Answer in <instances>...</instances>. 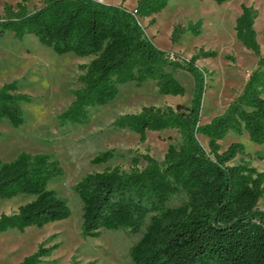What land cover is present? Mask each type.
<instances>
[{"label":"trees","instance_id":"16d2710c","mask_svg":"<svg viewBox=\"0 0 264 264\" xmlns=\"http://www.w3.org/2000/svg\"><path fill=\"white\" fill-rule=\"evenodd\" d=\"M169 1L137 0L134 11H129L122 4L94 0H42L29 11L26 0H20L15 6L4 5L0 34L10 31L16 40L31 34L57 54L93 56L81 66L84 72L77 77L80 86L73 90V100L56 116L61 126L86 123L92 108L114 99L128 82L140 85L153 80L158 93L180 96L185 88L174 73L184 71L193 78L189 106H143L112 121L113 129L133 132L140 142L149 131L170 129L178 132L180 141L169 143L161 160L140 154L131 158L128 170L106 167L81 177L74 191L82 204L83 237H98L103 230L140 232L128 250L131 264H264V208L258 207L264 196V171L243 161L231 163L244 153L240 142L220 150V141L229 132L245 133L253 143L264 144V55L254 29L257 11L253 5L241 4L234 22L236 39L257 57L256 68L223 112L201 123L204 80L211 72L195 61L216 52L200 47L190 58H181L158 49L137 19L160 12ZM153 22L151 18L148 23ZM201 25V19L174 25L171 42L187 32L198 35ZM30 101L16 80L2 84L0 120L21 125V103ZM197 135L207 138V149ZM113 157L112 151H101L91 163H107ZM140 159L145 162L142 168ZM62 174L59 162L45 153L20 152L13 160L0 162V199L33 197L16 211L0 215V234L68 218L66 200L47 188ZM179 194L184 199L170 206ZM56 247L41 243L17 264H42Z\"/></svg>","mask_w":264,"mask_h":264},{"label":"rangeland","instance_id":"374dc122","mask_svg":"<svg viewBox=\"0 0 264 264\" xmlns=\"http://www.w3.org/2000/svg\"><path fill=\"white\" fill-rule=\"evenodd\" d=\"M20 0H0V15L5 4L15 6ZM114 5L123 0H107ZM137 0H124L132 9ZM42 0H26L27 10L39 7ZM241 4L253 5L257 11L254 22L256 39L264 55V0H229L217 4L213 0H170L165 8L149 18L138 17V22L151 43L158 49L190 58L200 47L216 52L214 57L195 61L199 68L211 72L205 77V90L201 101L200 122L206 123L223 112L228 103L241 93L248 74L256 68L257 57L235 37L234 22L241 12ZM153 18L154 22L149 24ZM201 19V32L194 36L185 33L172 43L174 25L185 26ZM93 56H78L72 52L57 54L42 45L35 36L28 34L16 40L10 31L0 34V86L16 80L19 90L31 97L21 103L24 122L14 127L6 119L0 120V162L13 160L20 152L50 154L63 170L61 176L50 180L48 189L64 198L70 209L66 219L49 222L42 227L31 226L23 232L16 229L0 234V264H17L44 243L48 247L57 244L42 264H131L129 247L138 240L139 233L129 230H103L98 237L81 234V200L74 191L76 182L87 173L102 171L106 167H131V158L148 153L161 160L169 143L180 141L174 129L161 132L149 131L146 140L126 129L115 130L112 121L119 115L137 113L143 106H189L193 78L189 73L176 71L174 76L184 86L183 95H164L157 91L153 80L140 85L128 82L107 104L92 108L86 123L59 125L56 116L73 100V90L80 86L77 77L84 72ZM207 149V138L197 135ZM232 142H240L244 153L231 162H246L258 171H264V144L250 141L245 133L229 132L221 141V151ZM110 150L114 157L103 164H92L99 152ZM140 159L138 167H144ZM33 197L18 195L0 199V215L10 214ZM183 194L175 195L170 206L178 205ZM258 207L264 208V196Z\"/></svg>","mask_w":264,"mask_h":264},{"label":"crops","instance_id":"0c3cea01","mask_svg":"<svg viewBox=\"0 0 264 264\" xmlns=\"http://www.w3.org/2000/svg\"><path fill=\"white\" fill-rule=\"evenodd\" d=\"M101 2L102 3H104V4H110L109 3V1H107V0H101ZM119 4H122L126 9H128L129 11H131V10H133L134 8H135V5H136V3H135V5H134V7L132 8V9H129V8H127L125 5H124V0H123V2H121V3H117V4H114V5H119ZM10 231V230H9ZM4 234H7V233H10V232H3ZM2 234V233H1Z\"/></svg>","mask_w":264,"mask_h":264},{"label":"built area","instance_id":"2783aa9c","mask_svg":"<svg viewBox=\"0 0 264 264\" xmlns=\"http://www.w3.org/2000/svg\"><path fill=\"white\" fill-rule=\"evenodd\" d=\"M94 1H98V2H101V0H94ZM131 11H134V9H133V10H131Z\"/></svg>","mask_w":264,"mask_h":264}]
</instances>
